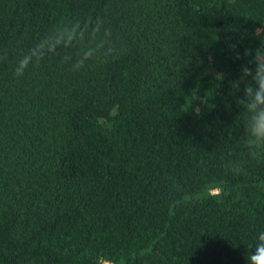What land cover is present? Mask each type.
<instances>
[{
    "label": "trees",
    "instance_id": "1",
    "mask_svg": "<svg viewBox=\"0 0 264 264\" xmlns=\"http://www.w3.org/2000/svg\"><path fill=\"white\" fill-rule=\"evenodd\" d=\"M75 20L114 51L74 71L86 36L14 76ZM259 27L264 0H0V264H245L264 155L231 85Z\"/></svg>",
    "mask_w": 264,
    "mask_h": 264
},
{
    "label": "clouds",
    "instance_id": "2",
    "mask_svg": "<svg viewBox=\"0 0 264 264\" xmlns=\"http://www.w3.org/2000/svg\"><path fill=\"white\" fill-rule=\"evenodd\" d=\"M92 21L81 22L79 20L64 22L54 28L38 43L27 49L15 62L13 74L16 78L24 75L29 66L40 64L49 55H58L61 50H68L76 45L83 44L86 36L91 43L82 52L76 53L72 69L78 71L85 66V63L94 57L99 58L101 50H107L105 55L114 51V46L109 43L111 33L105 30L104 38L98 43L96 36L100 31L101 24L96 22L95 27ZM264 31L261 27L256 29V34ZM259 47L253 49L245 48L243 59L245 63L240 68L238 78L232 81V88L243 92L236 102L243 110V137L244 148L250 156L264 155V39L259 40ZM94 45V46H93ZM236 59H242L240 53H236ZM73 60L71 55H65L64 61ZM223 73H217L215 80L222 82ZM242 86V87H241ZM228 167L231 171L239 173L242 164L239 161H229ZM245 264H264V230L258 232L250 245L245 257Z\"/></svg>",
    "mask_w": 264,
    "mask_h": 264
}]
</instances>
